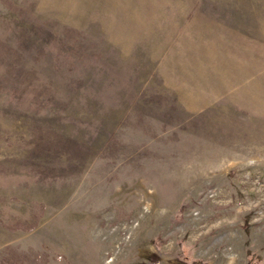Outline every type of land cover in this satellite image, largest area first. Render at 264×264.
<instances>
[{"label": "rangeland", "instance_id": "rangeland-1", "mask_svg": "<svg viewBox=\"0 0 264 264\" xmlns=\"http://www.w3.org/2000/svg\"><path fill=\"white\" fill-rule=\"evenodd\" d=\"M0 264H264V0H0Z\"/></svg>", "mask_w": 264, "mask_h": 264}]
</instances>
